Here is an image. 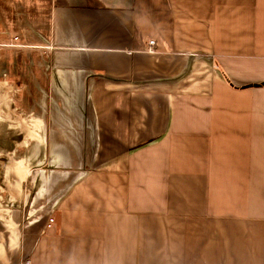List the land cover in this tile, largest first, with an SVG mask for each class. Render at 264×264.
I'll use <instances>...</instances> for the list:
<instances>
[{
	"label": "crops",
	"instance_id": "1",
	"mask_svg": "<svg viewBox=\"0 0 264 264\" xmlns=\"http://www.w3.org/2000/svg\"><path fill=\"white\" fill-rule=\"evenodd\" d=\"M13 129L0 264H264V0H0Z\"/></svg>",
	"mask_w": 264,
	"mask_h": 264
},
{
	"label": "rangeland",
	"instance_id": "2",
	"mask_svg": "<svg viewBox=\"0 0 264 264\" xmlns=\"http://www.w3.org/2000/svg\"><path fill=\"white\" fill-rule=\"evenodd\" d=\"M11 119L8 120H15V121H26V119L23 118V115H20L19 112H15V116L12 115ZM13 125V124H12ZM29 133V131L26 130H20V129H13V130H1L0 131V138L2 137L4 139V142H6L7 147H2V150L0 151V157L4 158L6 157V163H3L0 161V170L2 173H5L6 171V177L3 179V182L0 183V185L5 184H12L14 185V178H18V168L22 169L21 162L24 161L25 158V143L28 141V138L26 141L22 142V144H19L18 142L23 141L24 134ZM18 141H16V139ZM17 142V143H16ZM15 151H14V149ZM24 166V164H23ZM2 195L0 194V197ZM1 219L5 220V216H3Z\"/></svg>",
	"mask_w": 264,
	"mask_h": 264
},
{
	"label": "built area",
	"instance_id": "3",
	"mask_svg": "<svg viewBox=\"0 0 264 264\" xmlns=\"http://www.w3.org/2000/svg\"><path fill=\"white\" fill-rule=\"evenodd\" d=\"M154 45H155V42L152 41L150 43V46L153 47ZM54 223H55V220L54 219H50V221H49V223L47 225V228H51L54 225ZM22 264H31V262L30 261H24Z\"/></svg>",
	"mask_w": 264,
	"mask_h": 264
}]
</instances>
